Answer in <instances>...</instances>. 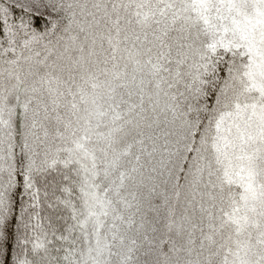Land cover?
Masks as SVG:
<instances>
[{
    "label": "snow or ice",
    "instance_id": "6c2138e0",
    "mask_svg": "<svg viewBox=\"0 0 264 264\" xmlns=\"http://www.w3.org/2000/svg\"><path fill=\"white\" fill-rule=\"evenodd\" d=\"M0 264H264V0H0Z\"/></svg>",
    "mask_w": 264,
    "mask_h": 264
}]
</instances>
